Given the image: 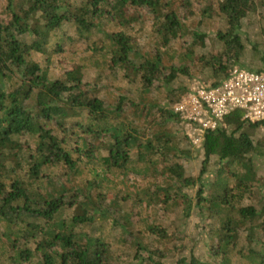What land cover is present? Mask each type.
<instances>
[{"label":"trees","instance_id":"1","mask_svg":"<svg viewBox=\"0 0 264 264\" xmlns=\"http://www.w3.org/2000/svg\"><path fill=\"white\" fill-rule=\"evenodd\" d=\"M262 7L6 0L0 264H264L257 126L234 112L227 127L206 132L194 184L178 162L187 140L172 126L180 80L198 64L221 77L238 66L243 23ZM169 217L174 225L202 218V257L178 242Z\"/></svg>","mask_w":264,"mask_h":264},{"label":"built area","instance_id":"2","mask_svg":"<svg viewBox=\"0 0 264 264\" xmlns=\"http://www.w3.org/2000/svg\"><path fill=\"white\" fill-rule=\"evenodd\" d=\"M5 4L0 0V19ZM173 111L192 150L201 148L206 132L227 127L226 117L234 112L264 135V71L234 66L223 77L206 74L185 80Z\"/></svg>","mask_w":264,"mask_h":264},{"label":"rangeland","instance_id":"3","mask_svg":"<svg viewBox=\"0 0 264 264\" xmlns=\"http://www.w3.org/2000/svg\"><path fill=\"white\" fill-rule=\"evenodd\" d=\"M242 29L244 32V37L247 36V44L245 56L239 61L238 67L250 70L264 71V7H262L261 9L259 8L255 14L251 15L247 22L244 21ZM211 48L209 50H212ZM79 56L80 54L76 55V57ZM58 60L63 62V64H67L66 67L70 66L65 61L64 56L62 57L61 55H59ZM192 68L193 69H191L190 72L193 77H183L180 80V83H184L185 80H190L206 74H213L215 76H220L222 74L221 72L215 73L213 67H202L200 64L193 66ZM56 76L57 78H64V76L60 77L59 74H56ZM87 78L89 79V76H87ZM172 126L173 129L179 132L177 130L178 126L176 122L172 123ZM257 131L258 138L262 140V142H264V135L261 134L258 129ZM186 143V146L185 144L183 145V151L186 153H183L184 157L178 160V162L183 161V170L185 173L184 175L190 179V184H194L196 178L199 176L201 168L200 161L202 157H200V152L192 150L189 146V143ZM212 166L214 167V164ZM185 191L194 192L192 191V189L189 190L188 188L185 189ZM253 202L255 204L258 202L262 203L260 195H255L253 198ZM201 220V217H193L185 225H180L177 222L174 225V217H169L167 219L168 223H172V225L174 226L173 232L176 236H178V242L181 243L184 248L194 249L195 254H198L202 257L204 252V245L208 242L209 235L206 234L208 229H205V226L202 225ZM182 252L185 255L187 254L186 249ZM165 264H172V260H166Z\"/></svg>","mask_w":264,"mask_h":264}]
</instances>
